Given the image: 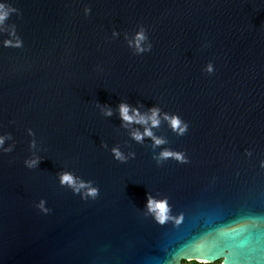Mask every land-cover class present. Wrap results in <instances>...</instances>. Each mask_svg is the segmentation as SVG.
<instances>
[{
    "label": "water",
    "instance_id": "1",
    "mask_svg": "<svg viewBox=\"0 0 264 264\" xmlns=\"http://www.w3.org/2000/svg\"><path fill=\"white\" fill-rule=\"evenodd\" d=\"M0 4L20 13L0 25V135L13 145L0 148V264H264V0ZM13 24L21 47L4 46ZM139 26L152 49L137 55L125 35ZM121 102L157 106L188 130L162 122L153 131L166 145L137 144L120 127ZM117 145L135 157L116 161ZM163 148L189 162L157 165ZM32 155L42 159L28 169ZM63 171L99 195L61 186ZM146 192L167 198L163 223Z\"/></svg>",
    "mask_w": 264,
    "mask_h": 264
},
{
    "label": "clouds",
    "instance_id": "2",
    "mask_svg": "<svg viewBox=\"0 0 264 264\" xmlns=\"http://www.w3.org/2000/svg\"><path fill=\"white\" fill-rule=\"evenodd\" d=\"M90 10L88 8L84 9L85 15L88 14ZM15 12L17 15H20L19 10L16 8H8L5 9L3 4H0V25H3L5 20L8 19L9 13ZM3 30V29H0ZM8 35L13 37L14 39H5L3 41L5 47H21L22 41L18 37L16 33L15 25H11L8 30ZM113 36H116L117 33L114 31L112 33ZM125 39L129 48L133 50V52L137 55L143 54L145 52H149L152 49V44L148 40V36L146 30L143 26H139L138 31L135 32L131 39L127 38V34L125 35ZM204 71L206 73L211 74L214 71L213 65L208 63L204 67ZM97 107L100 109L102 115L104 117H111L113 115V109L107 104L100 105L96 103ZM140 107H132L127 103L121 102L117 105V111L119 114V118L121 120L120 127L128 130V135L131 140L135 141L137 144H143L145 139L151 141L150 147L155 150L156 148L166 145L168 140L164 136H158L154 133V129L160 128L162 122L166 123L167 126L171 129L173 133L177 136H183L188 130V124L184 122L178 115L169 114L167 112H162L161 109L157 106H153L149 108L146 112H141ZM134 125H138L139 127H133ZM28 135L33 136L34 133L31 129L28 130ZM12 137L10 134L0 135V148H2L3 152H11L13 149V145H9L8 147H3L5 140H11ZM102 147L107 148V144L101 145ZM36 141L35 139L29 142L30 149H36ZM110 152L113 158L121 163H126L129 158H134V152H128L127 156L120 150V147L114 146L110 149ZM153 160L156 161L157 165H160L163 161L167 159H174L178 163L186 164L188 163V158L185 153L182 151H173L168 148H163L159 153H154ZM41 157L32 155L31 158L24 160V165L28 169H33L38 166L41 161ZM264 164V162H262ZM58 181L61 186H66L71 189L74 194H79L82 200L87 199H95L99 195V189L93 186V181H84L79 177H76L69 171H63L58 174ZM146 204L145 209L148 213L154 215V217L161 223L167 218L168 203L167 198L156 199L151 194L146 192ZM45 201L41 199L36 207L42 213H48L50 209L45 207ZM200 264H204V262H200ZM222 264V262H220Z\"/></svg>",
    "mask_w": 264,
    "mask_h": 264
},
{
    "label": "trees",
    "instance_id": "3",
    "mask_svg": "<svg viewBox=\"0 0 264 264\" xmlns=\"http://www.w3.org/2000/svg\"><path fill=\"white\" fill-rule=\"evenodd\" d=\"M181 264H200L199 261L191 260V261H182ZM204 264H220V261H215L213 263H204Z\"/></svg>",
    "mask_w": 264,
    "mask_h": 264
}]
</instances>
